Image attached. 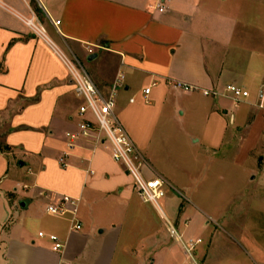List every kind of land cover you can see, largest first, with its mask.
<instances>
[{
	"label": "crops",
	"instance_id": "1",
	"mask_svg": "<svg viewBox=\"0 0 264 264\" xmlns=\"http://www.w3.org/2000/svg\"><path fill=\"white\" fill-rule=\"evenodd\" d=\"M0 2V264H156L154 249L166 246L172 230L143 200L107 144L81 141L70 149L67 132L78 129L81 102L53 47L22 17L34 13L56 45L81 63L85 58L88 69L82 65L105 97L124 75L115 115L149 178L160 177L167 185L151 162L156 133L183 132L211 150L233 144L237 129L241 160L263 147L258 110L203 91L235 83L257 94L264 81V43L258 39L253 45L246 36L254 27L262 37L264 24H253L250 15L251 4L264 6V0ZM237 21L246 25L240 33ZM93 54L97 57L89 60ZM171 82L199 89L185 91ZM66 153L64 166L60 159ZM64 197L79 199L75 218L82 230H71V214L48 213V206ZM50 234L66 244L62 252L53 250Z\"/></svg>",
	"mask_w": 264,
	"mask_h": 264
},
{
	"label": "rangeland",
	"instance_id": "2",
	"mask_svg": "<svg viewBox=\"0 0 264 264\" xmlns=\"http://www.w3.org/2000/svg\"><path fill=\"white\" fill-rule=\"evenodd\" d=\"M251 5L253 24H264V6ZM245 27V22H236L237 32ZM251 31L247 42L254 45L259 39L264 43V33L259 37L254 27ZM81 61L87 68V60ZM240 61L247 63L246 57ZM241 135L235 129L233 144L211 150L192 143L183 132L153 135L151 162L169 182L160 200L168 220L149 204L172 230L171 236H165L166 246L154 249L156 264H264V138L263 147H255L241 160ZM143 172L149 178L144 167ZM52 220L57 219L47 216V221Z\"/></svg>",
	"mask_w": 264,
	"mask_h": 264
},
{
	"label": "built area",
	"instance_id": "3",
	"mask_svg": "<svg viewBox=\"0 0 264 264\" xmlns=\"http://www.w3.org/2000/svg\"><path fill=\"white\" fill-rule=\"evenodd\" d=\"M2 3L0 2V6ZM164 11V7L159 4L157 7ZM22 20L40 37L47 41L54 49L64 66L66 67L71 81L74 85V92L82 102L79 105L77 116V131L67 132L69 147L71 150L79 146L81 141H90L95 145L107 144L112 150V157L116 163L123 165L127 173L133 178L135 187L147 203H151L161 211L160 200L166 194V182L160 178H147L143 172V157L137 149L135 143L117 119L114 108L116 106V92L118 88L124 86V75L120 74L115 81L109 97H105L95 85L90 75L82 63L73 54L69 55L62 47L56 45L48 35L47 29L33 13L30 18L22 17ZM55 26L60 25L61 21H53ZM157 84V83H154ZM175 88L185 91L198 90L197 86L171 82ZM151 87L144 90L146 97L150 94ZM203 93L212 97H223L230 100L235 106L248 104L258 110L264 118V81L261 83L257 94L252 95L251 91L239 84H228L223 89L204 90ZM66 153L61 159L60 164L67 165ZM79 199L64 197L57 204H50L47 208L49 214L63 217L68 214L73 216L71 230L80 231L83 228L75 216ZM44 237L45 234H39ZM53 244V250L62 252L66 244L56 234L48 235Z\"/></svg>",
	"mask_w": 264,
	"mask_h": 264
},
{
	"label": "water",
	"instance_id": "4",
	"mask_svg": "<svg viewBox=\"0 0 264 264\" xmlns=\"http://www.w3.org/2000/svg\"><path fill=\"white\" fill-rule=\"evenodd\" d=\"M97 57V54H93V55H91L90 57H89V60H93V59H95ZM20 165H24V163L23 162H21L20 163ZM22 206H24V203L22 204Z\"/></svg>",
	"mask_w": 264,
	"mask_h": 264
},
{
	"label": "trees",
	"instance_id": "5",
	"mask_svg": "<svg viewBox=\"0 0 264 264\" xmlns=\"http://www.w3.org/2000/svg\"><path fill=\"white\" fill-rule=\"evenodd\" d=\"M1 148H2L3 150H5V147H4V146H2Z\"/></svg>",
	"mask_w": 264,
	"mask_h": 264
}]
</instances>
